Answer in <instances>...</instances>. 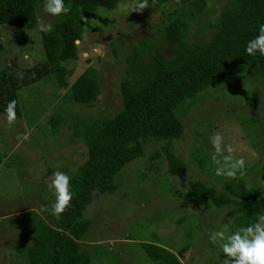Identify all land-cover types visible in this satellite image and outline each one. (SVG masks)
I'll return each instance as SVG.
<instances>
[{"label":"rangeland","instance_id":"obj_1","mask_svg":"<svg viewBox=\"0 0 264 264\" xmlns=\"http://www.w3.org/2000/svg\"><path fill=\"white\" fill-rule=\"evenodd\" d=\"M229 1L205 0L203 12L188 20L189 44L210 40L211 25ZM43 2L33 29L0 27L4 46L0 70L12 64L26 70L45 60L38 21L54 25L56 19L43 12ZM130 3L121 0L115 9L98 8L91 16L80 17L78 58L64 63L67 89L48 75L17 91L21 118L13 125L0 114V264H24L20 246L33 237L32 225L40 228V219L50 224L55 202L50 178L56 171L71 177L87 158L85 145L75 135L83 128L80 124L89 123L90 117H112L121 109L120 83L136 63L126 60L133 45L147 39L158 42L167 58L173 55L163 39V26L167 14L179 6L168 0L156 7L149 0V8L137 13ZM88 67L96 71L100 94L90 105H77L68 98L70 85ZM178 115L183 124L180 139L148 141L143 156L116 174V190L95 193L84 209L89 228L80 249L87 255L86 264H153L144 243L164 247L182 264H223L226 257L220 244L210 241V234L223 226L228 208L194 207L183 196L198 180L219 191L232 180L215 174L211 137L216 132L235 148L236 158L245 159L246 187L264 196V80L248 70L225 76L187 101ZM168 145L187 165L182 177L167 172L163 149ZM41 205L49 211L41 212ZM236 230L230 227L231 232Z\"/></svg>","mask_w":264,"mask_h":264},{"label":"trees","instance_id":"obj_2","mask_svg":"<svg viewBox=\"0 0 264 264\" xmlns=\"http://www.w3.org/2000/svg\"><path fill=\"white\" fill-rule=\"evenodd\" d=\"M120 1L64 0L66 6L71 5V12L55 17L51 33L40 32L45 60L26 70L13 64L0 70V114L6 115L8 103L15 100L17 119H20L17 91L48 75H53L59 88L67 89L64 63L78 58L76 42L82 40L83 34L80 17L91 16L98 8L115 9ZM41 2L0 0V27L33 29ZM167 2L154 0L153 3L161 7ZM181 4L167 14L163 26V39L174 51L173 55L167 58L158 42L147 39L133 45L126 60L136 59V63L130 65L120 83L121 109L112 117L96 120L90 117L89 123H81L83 128L75 131L87 149V158L71 176V207L59 217L53 215L50 224H42L40 219V228L32 225L33 237L28 245L20 246L24 264H86L87 255L81 252L80 241L87 235L89 222L83 219V211L94 194L113 193L117 188L116 174L127 163L143 156L148 141L170 143L180 139L183 124L179 108L197 94L218 85L225 76L247 70L264 80V56L246 53L248 41L264 24V0H230L211 25L214 32L210 40L191 44L186 40L188 20L203 12L205 0H181ZM3 50L0 39V53ZM18 72L23 73V79L17 78ZM97 79L94 69H85L70 85L71 102L93 103L100 94ZM163 150L168 174L184 176L187 165L171 153L169 145ZM183 199L194 207L211 204L218 209L228 208L222 224L234 229L247 226L264 214V196L247 188L244 178L239 177L226 182L221 191L195 181ZM142 247L153 264H182L176 254L162 246L144 243Z\"/></svg>","mask_w":264,"mask_h":264},{"label":"clouds","instance_id":"obj_3","mask_svg":"<svg viewBox=\"0 0 264 264\" xmlns=\"http://www.w3.org/2000/svg\"><path fill=\"white\" fill-rule=\"evenodd\" d=\"M174 3L183 6L181 0H174ZM129 7L132 12L142 13L149 8V0H131ZM43 12L52 17L66 16L71 12V5L66 6L64 0H44ZM38 25L41 32L51 33L54 30L52 23L44 19H40ZM246 53L249 56H255L257 53L264 56V24L259 26L258 34L248 41ZM17 78L23 79V73L18 72ZM16 104L17 102L12 100L6 107V122L9 126L17 119ZM211 144L214 149L212 162L217 166L215 174L229 179L244 178L245 159L234 156L235 148L231 144L224 143L221 133L213 134ZM48 187L55 196V202L51 205V214L59 217L71 207L73 199L71 177L64 172L56 171L50 178ZM40 211L48 212L49 207L41 205ZM210 241L220 244L226 257L223 264H264V214L259 215L255 222L239 227L234 232H231L230 226L225 224L218 231L210 234Z\"/></svg>","mask_w":264,"mask_h":264}]
</instances>
